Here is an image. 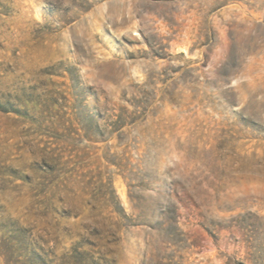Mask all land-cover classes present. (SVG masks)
Instances as JSON below:
<instances>
[{
  "label": "rangeland",
  "instance_id": "rangeland-1",
  "mask_svg": "<svg viewBox=\"0 0 264 264\" xmlns=\"http://www.w3.org/2000/svg\"><path fill=\"white\" fill-rule=\"evenodd\" d=\"M0 264H264V0H0Z\"/></svg>",
  "mask_w": 264,
  "mask_h": 264
}]
</instances>
